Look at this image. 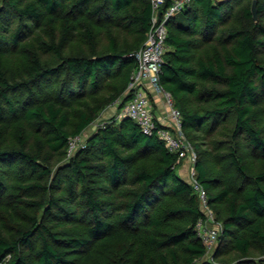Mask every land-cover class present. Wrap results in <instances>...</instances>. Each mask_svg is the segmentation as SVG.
I'll use <instances>...</instances> for the list:
<instances>
[{
  "label": "trees",
  "instance_id": "trees-1",
  "mask_svg": "<svg viewBox=\"0 0 264 264\" xmlns=\"http://www.w3.org/2000/svg\"><path fill=\"white\" fill-rule=\"evenodd\" d=\"M250 5L192 0L167 22L159 81L220 224L204 261L187 159L119 115L151 1L0 0V264H264V170L243 155L264 158V0L256 20Z\"/></svg>",
  "mask_w": 264,
  "mask_h": 264
},
{
  "label": "built area",
  "instance_id": "built-area-1",
  "mask_svg": "<svg viewBox=\"0 0 264 264\" xmlns=\"http://www.w3.org/2000/svg\"><path fill=\"white\" fill-rule=\"evenodd\" d=\"M150 1L153 9L151 25L142 47L133 54L135 68L132 71L128 85L130 98L122 107L119 115L132 118L147 135L155 132L164 142L169 152H176L178 159H187L193 165L196 159V152L182 132L181 114L174 106L172 96L163 88L159 81L161 65L166 51L167 22L190 6L192 0H169V4L165 8L163 6L167 0ZM147 86L161 99L167 115L173 121L172 129L155 117L153 102L146 93ZM100 124L102 122L98 121L95 122L94 126ZM84 144V139L81 135L70 137L67 148L68 156L77 148H83ZM190 180L206 215L205 221H202V219L198 220L196 233L207 250L210 251L217 242L220 224L214 220L212 210L207 207L206 193L196 180L193 167H191ZM208 222L214 225L210 226L207 224Z\"/></svg>",
  "mask_w": 264,
  "mask_h": 264
},
{
  "label": "crops",
  "instance_id": "crops-1",
  "mask_svg": "<svg viewBox=\"0 0 264 264\" xmlns=\"http://www.w3.org/2000/svg\"><path fill=\"white\" fill-rule=\"evenodd\" d=\"M146 93L149 95L150 99L153 102V113L155 117L159 119L161 123H163L164 125L172 129L173 121L167 115V112L165 110V107L163 106L161 99L151 90L149 86L146 87ZM114 112H115V107H110L107 110H105L102 115L107 117L111 115V113H114ZM187 163H188L187 160H183V163L181 165L182 168L180 169L181 175L182 173L185 174L186 172L185 169L187 167L185 165Z\"/></svg>",
  "mask_w": 264,
  "mask_h": 264
},
{
  "label": "rangeland",
  "instance_id": "rangeland-1",
  "mask_svg": "<svg viewBox=\"0 0 264 264\" xmlns=\"http://www.w3.org/2000/svg\"><path fill=\"white\" fill-rule=\"evenodd\" d=\"M111 114L113 115L114 113H111ZM101 117H102L101 119H104L106 116L102 115ZM92 130H94L93 127L88 129L84 135L87 136ZM243 155H244L245 162L249 166V169H248L249 172H256V171L264 170V158L255 159L254 157H252L251 155H247L246 153H243ZM185 166H187L185 169L186 172H185V174L182 173V175L187 178L190 175L191 167H192L190 161ZM180 169L181 168L178 167L177 171L179 172ZM212 251L213 250H210L208 255L206 257H204L202 260L211 261L212 260V253H213Z\"/></svg>",
  "mask_w": 264,
  "mask_h": 264
},
{
  "label": "water",
  "instance_id": "water-1",
  "mask_svg": "<svg viewBox=\"0 0 264 264\" xmlns=\"http://www.w3.org/2000/svg\"><path fill=\"white\" fill-rule=\"evenodd\" d=\"M250 8H251L252 16L256 20L257 18L256 0H251Z\"/></svg>",
  "mask_w": 264,
  "mask_h": 264
}]
</instances>
